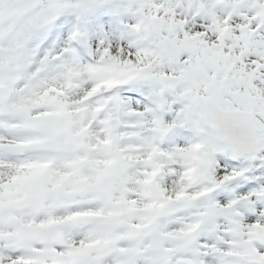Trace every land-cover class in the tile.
<instances>
[{"label":"snow or ice","instance_id":"obj_1","mask_svg":"<svg viewBox=\"0 0 264 264\" xmlns=\"http://www.w3.org/2000/svg\"><path fill=\"white\" fill-rule=\"evenodd\" d=\"M0 264H264V0H0Z\"/></svg>","mask_w":264,"mask_h":264}]
</instances>
